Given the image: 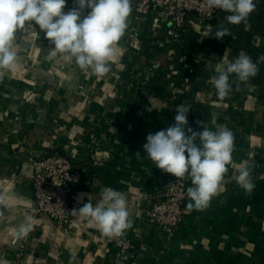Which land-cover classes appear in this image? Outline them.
Here are the masks:
<instances>
[{"label":"crops","instance_id":"1","mask_svg":"<svg viewBox=\"0 0 264 264\" xmlns=\"http://www.w3.org/2000/svg\"><path fill=\"white\" fill-rule=\"evenodd\" d=\"M255 3L248 30L243 23L228 24L230 13L223 11L215 20L192 14L171 35L159 12L142 15L138 0H131L118 59L103 77L49 58L52 45L38 26L17 31L18 68L5 78L17 88L27 59L37 58L42 66L33 73L39 102L30 111H23L18 91L0 97V264H264V63L239 91L233 84L225 100L210 82L217 68L242 51L254 62L264 55V0ZM74 7V0H66L63 11ZM222 24L234 38L207 37L209 28L214 34ZM181 104L191 106L187 127L197 132L203 130L198 122L213 131L227 127L235 144L221 196L205 210L189 209L188 199L184 225L169 238L149 210L155 190L180 178L157 168L143 145L149 133L175 124V107ZM20 116L23 128L16 123ZM19 142L26 149L16 153L12 146ZM58 150L72 161L77 178L71 198L79 208L89 196L95 206L106 187L125 194L134 224L124 236L107 238L93 221L77 215L66 230L33 213L28 160ZM244 161L253 166L251 195L236 182L233 165ZM80 194H85L82 200ZM27 214L34 216V228L14 242V229ZM122 240H130L136 251L119 248Z\"/></svg>","mask_w":264,"mask_h":264},{"label":"clouds","instance_id":"2","mask_svg":"<svg viewBox=\"0 0 264 264\" xmlns=\"http://www.w3.org/2000/svg\"><path fill=\"white\" fill-rule=\"evenodd\" d=\"M76 7L68 12L63 9L66 0H0V81L8 72L18 68V55L14 41L20 29L38 26L52 47L48 49L49 58L60 57L65 62H74L81 70L91 71L103 77L111 70V64L119 55V41L128 27L131 13V0H74ZM209 9H220L230 13L225 17L228 24H244L248 30L249 17L256 9L255 0H204ZM90 9L82 18V12ZM29 22H34V25ZM218 40L233 37L231 30L220 27L212 34L209 28L207 37ZM234 38V37H233ZM259 63H264V55L256 62L241 52L234 60L225 61L217 68L216 75L210 79L221 100L228 98L233 91H239L241 83H247L259 72ZM234 81H230L231 76ZM190 105L175 107V124L155 134L147 135L143 145L147 157L154 165L176 178L191 181L187 188L189 203L187 207L195 210L207 209L213 198L220 197L228 165L233 164L235 144L234 133L227 127L217 126L210 130L202 124V131H193L188 126L187 114ZM187 127V133L185 131ZM198 141V142H197ZM136 155L140 156L139 153ZM236 182L246 195L255 188L253 166L247 162L235 163ZM85 194H80L82 200ZM71 214L94 222L98 230L107 238L117 239L131 229L134 220L130 218L127 199L124 193L106 187L95 206L91 196ZM223 202V201H221ZM3 213L0 212V217ZM36 221L27 214L20 225L14 229L18 238L27 236ZM75 259V255L72 256Z\"/></svg>","mask_w":264,"mask_h":264},{"label":"built area","instance_id":"3","mask_svg":"<svg viewBox=\"0 0 264 264\" xmlns=\"http://www.w3.org/2000/svg\"><path fill=\"white\" fill-rule=\"evenodd\" d=\"M137 9L142 15L151 11L159 12L170 24L171 35H176L192 14L215 20L223 12L220 9L207 8L204 0H138ZM28 161L33 168V213L47 216L56 225L70 230L74 218L71 212L79 208L71 198V189L75 185L77 175L70 157L64 152L55 151L32 156ZM188 187L185 179H170L152 194L149 218L169 238L175 236L184 225ZM18 239L16 237L14 242ZM118 246L125 252L136 251V246L130 240H122ZM117 258L123 263L124 258L120 254H117Z\"/></svg>","mask_w":264,"mask_h":264},{"label":"rangeland","instance_id":"4","mask_svg":"<svg viewBox=\"0 0 264 264\" xmlns=\"http://www.w3.org/2000/svg\"><path fill=\"white\" fill-rule=\"evenodd\" d=\"M24 32L27 33V28L24 29ZM24 66V75L23 78L18 82L17 88L15 85L10 84L8 79L5 77L2 81H0V97L6 95L9 96L18 91L19 100L22 101V104H24V107H22L23 111H30L34 107L35 103L39 102V93L36 90L37 78L34 74L42 66V63L37 58H29L24 63ZM16 123L19 124L21 128H23L24 124L22 123L21 116L16 118ZM25 149V145L20 142L12 146V150L16 151V153Z\"/></svg>","mask_w":264,"mask_h":264}]
</instances>
